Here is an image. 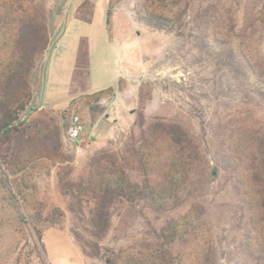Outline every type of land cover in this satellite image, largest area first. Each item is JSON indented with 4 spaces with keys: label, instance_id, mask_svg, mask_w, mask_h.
Here are the masks:
<instances>
[{
    "label": "rangeland",
    "instance_id": "1",
    "mask_svg": "<svg viewBox=\"0 0 264 264\" xmlns=\"http://www.w3.org/2000/svg\"><path fill=\"white\" fill-rule=\"evenodd\" d=\"M71 1L0 0V93L15 56V21L36 15L46 24L49 43L36 55L28 76L32 90L28 107L40 104L46 82L44 61ZM198 4L192 0L184 12V1L111 0L112 10L123 9L141 32L151 36V48L143 55L142 72H135L123 89L125 101L103 105L99 120L86 118L82 142H71L65 126L72 113L82 116L80 109L62 116L63 110L43 104L25 117V111L21 114L22 120L28 117L32 134L14 157L13 142L4 136L7 127L0 131V264L47 262L43 231L49 227L70 231L73 225L57 173L69 168L78 173L101 148L117 152L132 139L140 143L141 115L145 125L155 117L181 124L199 150L191 158L166 143L145 147L152 179L162 184L173 178L176 188H185L184 202L169 212L177 224L174 264H264V98L244 96L227 69L202 54L186 29L184 34L158 30L140 18L149 12L169 17L182 12L186 24ZM232 7V28H245L239 40L264 66V0H240ZM228 19L226 15L230 28ZM101 56L118 71L114 50H103ZM55 126L61 140L54 136ZM185 160L191 161L193 170L184 167ZM141 213L150 220L155 217L147 210ZM103 243L134 253L140 248L146 258L152 256L145 219L134 209L115 213Z\"/></svg>",
    "mask_w": 264,
    "mask_h": 264
},
{
    "label": "trees",
    "instance_id": "2",
    "mask_svg": "<svg viewBox=\"0 0 264 264\" xmlns=\"http://www.w3.org/2000/svg\"><path fill=\"white\" fill-rule=\"evenodd\" d=\"M182 1L185 2V12L192 0H172L175 4ZM198 1L197 10L191 14L186 24L182 23V12L174 17L149 12L140 18L158 30L182 32L186 29L187 35L202 54L208 56L216 66L227 69L241 87L244 96L256 94L264 98V66L254 61L239 40L245 34V28L237 31L232 28V6L240 0H230L229 4L220 0ZM91 7V0H86L78 15L87 17L91 13ZM110 14L109 9V16ZM226 15L229 17L230 28L225 23ZM15 23V56L0 93V131L7 127L4 136L13 142V157L24 150L32 134L28 117L19 123H13L31 103L32 90L28 76L35 67L36 55L46 50L49 43L46 24L38 16H20ZM88 80V52L83 41L73 92H78V88ZM68 112L69 109H65L61 111V115ZM140 120V143L138 139H132L117 152L101 148L89 157L78 173H74L73 168L57 173L61 193L68 199V210L73 218L69 233L86 257L101 259L106 264L175 263L173 244L177 224L169 212L184 202L185 188H176L178 182L173 178L162 184L152 179L145 147L166 143L181 156L191 158L198 156L199 150L188 130L181 124L155 117L145 125L143 115ZM69 122L70 118L66 128ZM54 136L61 140L58 126H55ZM190 162H184V167H189V171L193 170ZM202 168L203 174L206 168L204 165ZM123 208L130 211L134 209L145 219L146 236L152 240L151 258H146L140 248L134 253L103 243L111 229L113 216ZM144 210L155 217L150 220L141 213ZM161 218L164 220L158 224Z\"/></svg>",
    "mask_w": 264,
    "mask_h": 264
},
{
    "label": "crops",
    "instance_id": "3",
    "mask_svg": "<svg viewBox=\"0 0 264 264\" xmlns=\"http://www.w3.org/2000/svg\"><path fill=\"white\" fill-rule=\"evenodd\" d=\"M85 1L72 0L63 15L60 30L44 61L46 82L40 101L60 110L80 109L84 121L89 116L99 120L103 105L125 101L123 89L130 85L127 81L135 72L141 73L144 69L143 55L149 52L152 42L151 36L139 30L130 14L123 9L110 8L111 0H91V13L87 17L78 15ZM83 41L88 52L89 80L85 88L73 92ZM103 50L115 51L117 72L111 69L109 60L101 58ZM93 105L99 109L93 111ZM41 241L47 259L45 264H89L64 228H46Z\"/></svg>",
    "mask_w": 264,
    "mask_h": 264
},
{
    "label": "built area",
    "instance_id": "4",
    "mask_svg": "<svg viewBox=\"0 0 264 264\" xmlns=\"http://www.w3.org/2000/svg\"><path fill=\"white\" fill-rule=\"evenodd\" d=\"M85 131V121L81 114L72 113L70 122L67 127L68 138L73 143H79L83 140V133Z\"/></svg>",
    "mask_w": 264,
    "mask_h": 264
},
{
    "label": "water",
    "instance_id": "5",
    "mask_svg": "<svg viewBox=\"0 0 264 264\" xmlns=\"http://www.w3.org/2000/svg\"><path fill=\"white\" fill-rule=\"evenodd\" d=\"M40 105H41V104H38V105H32V106L28 107V108L26 109V111H25V115H24V117L27 116L28 114H30L33 110L37 109ZM24 117H21L20 119L16 120L14 123H19V122H21L22 119H23ZM89 264H96V263L91 262V263H89Z\"/></svg>",
    "mask_w": 264,
    "mask_h": 264
}]
</instances>
